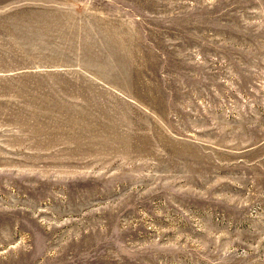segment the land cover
I'll return each mask as SVG.
<instances>
[{
  "label": "rangeland",
  "instance_id": "rangeland-1",
  "mask_svg": "<svg viewBox=\"0 0 264 264\" xmlns=\"http://www.w3.org/2000/svg\"><path fill=\"white\" fill-rule=\"evenodd\" d=\"M0 264H264V0H0Z\"/></svg>",
  "mask_w": 264,
  "mask_h": 264
}]
</instances>
